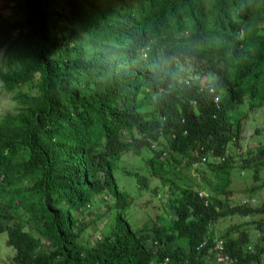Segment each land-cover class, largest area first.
<instances>
[{
	"label": "trees",
	"instance_id": "1",
	"mask_svg": "<svg viewBox=\"0 0 264 264\" xmlns=\"http://www.w3.org/2000/svg\"><path fill=\"white\" fill-rule=\"evenodd\" d=\"M14 6L13 19L0 6L6 60L0 80L18 103L0 116V231L14 248V264H220L213 238L222 239L231 264H263L264 195L254 204L250 197L224 200L231 193L236 110L247 96L264 113V0H16ZM206 73L210 82L200 83ZM28 81L33 92L19 90ZM141 147L152 151L153 172H164L159 156L167 152L194 174L169 192L160 215L134 226L125 214L129 193L113 166L122 151ZM248 151L239 164L252 168L253 191L264 185V176L258 179L264 143ZM132 174L146 185L145 175ZM96 198L111 199L106 209L113 218L100 235L82 240L105 215L83 217ZM232 214L250 217L244 223L253 224L254 235L238 223L216 234L214 222ZM13 217L19 220L9 223Z\"/></svg>",
	"mask_w": 264,
	"mask_h": 264
},
{
	"label": "rangeland",
	"instance_id": "2",
	"mask_svg": "<svg viewBox=\"0 0 264 264\" xmlns=\"http://www.w3.org/2000/svg\"><path fill=\"white\" fill-rule=\"evenodd\" d=\"M16 0H0L2 11L8 19H13L18 15L17 8L14 6ZM209 3V0H204ZM6 68V60L0 48V69ZM189 70L190 67H184ZM211 74L200 75V83L210 82ZM21 91L33 92V86L30 81L22 84L19 88ZM13 91L5 90L1 85L0 80V116L6 112H14L18 109V103L12 96ZM249 97L245 96L242 104L236 110L235 117L239 120V132L236 138V143L229 144L228 151L231 157L230 161L234 164L229 172L230 182L228 187L231 193L224 200L228 205L244 201L250 197V202L258 203L264 195V185L249 191L248 187L254 180L252 179V168L250 166L241 167L239 158L242 156H249L250 151L264 143V113L263 104L253 103L248 104ZM258 128V132L255 131ZM125 137L127 133L123 134ZM251 151V152H252ZM152 151L149 148L141 147L138 153L132 150H124L121 155L116 159L113 166V173L119 187L127 190L130 196V203L125 209V214L129 222L134 226H140L149 217L153 218L160 215L162 210L166 207L167 199H169V192L174 191V188H179L183 183L182 178L186 177L192 169H187L182 162L174 164L169 154L166 152L164 156H159L162 161L164 172L159 175L158 172L152 171V166L148 161L151 157ZM252 154H250L251 156ZM254 158V157H253ZM221 159V158H220ZM185 161V160H184ZM198 170H203L204 165L198 163ZM179 170V171H177ZM137 171L145 175L146 185H137L133 172ZM179 174V175H178ZM259 180L264 176V165L258 166ZM168 184L167 187L165 185ZM152 188L158 190L160 195L153 194ZM0 203L4 201L0 197ZM112 203L111 199L107 201L96 198L90 206V211H85L84 218H90L102 213L105 210V215L101 216L94 222L90 223L81 236L82 240L86 235L94 239L101 234L105 224L110 222L113 218V209H106ZM250 217L241 214H232L220 217L214 222V230L216 234L220 233L223 229L233 223H238L239 228H245L249 231L250 235H254L252 223H244L245 219ZM19 220L13 217L9 223H14ZM24 228L29 229L28 224L24 223ZM14 248L6 243V231H0V264H14L12 254ZM264 264V258H263Z\"/></svg>",
	"mask_w": 264,
	"mask_h": 264
},
{
	"label": "built area",
	"instance_id": "3",
	"mask_svg": "<svg viewBox=\"0 0 264 264\" xmlns=\"http://www.w3.org/2000/svg\"><path fill=\"white\" fill-rule=\"evenodd\" d=\"M209 89L211 90L212 87L209 86ZM217 99H218V97L216 95H214V100L216 101ZM152 144H153V142L151 143V145ZM162 153H165V150H163ZM199 159L201 161L206 160L207 156L205 154H200ZM196 162L197 161L195 160L193 162V164H195ZM195 190H196V193L198 196H203V197L207 198L208 194H207L206 190H204L203 188H200V187H197ZM212 247L214 249L213 257H214L216 262H219L221 264H231V262L233 261V257L229 253L224 251L222 239L213 238Z\"/></svg>",
	"mask_w": 264,
	"mask_h": 264
},
{
	"label": "clouds",
	"instance_id": "4",
	"mask_svg": "<svg viewBox=\"0 0 264 264\" xmlns=\"http://www.w3.org/2000/svg\"><path fill=\"white\" fill-rule=\"evenodd\" d=\"M162 154L164 155L165 153H162ZM203 161H204V160H203ZM191 173L194 174V171H191ZM196 188H197V186L194 187V191H195V192H196V190H195ZM203 189H204V188H203ZM196 194H197V193H196ZM207 194H208V192H207ZM207 196H208V195H207ZM213 252H214V249H213ZM214 260H215V259H214ZM220 264H221V263H220Z\"/></svg>",
	"mask_w": 264,
	"mask_h": 264
}]
</instances>
